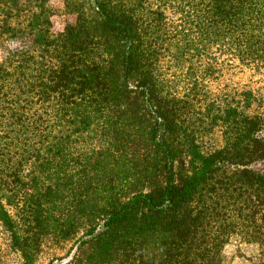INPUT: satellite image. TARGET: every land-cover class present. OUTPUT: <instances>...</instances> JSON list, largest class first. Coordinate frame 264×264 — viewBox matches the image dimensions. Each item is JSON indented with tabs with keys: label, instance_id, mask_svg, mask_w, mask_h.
<instances>
[{
	"label": "trees",
	"instance_id": "1",
	"mask_svg": "<svg viewBox=\"0 0 264 264\" xmlns=\"http://www.w3.org/2000/svg\"><path fill=\"white\" fill-rule=\"evenodd\" d=\"M60 1L53 32V0H0V225L22 264L67 243L49 264H231L234 236L264 264V111L222 80L264 73V0Z\"/></svg>",
	"mask_w": 264,
	"mask_h": 264
},
{
	"label": "rangeland",
	"instance_id": "2",
	"mask_svg": "<svg viewBox=\"0 0 264 264\" xmlns=\"http://www.w3.org/2000/svg\"><path fill=\"white\" fill-rule=\"evenodd\" d=\"M53 3L58 11H56L57 13L52 17V30L53 32H59L73 16L62 10L60 0H53ZM222 80L232 91L236 89H253L259 98L255 103V107L258 108V110L264 111V73L240 65L228 71ZM211 85L214 86V88H218V81L213 82ZM206 140L208 144L218 145L221 143L220 133L214 131ZM0 244L2 247L4 264H22L20 254L11 247L9 238L1 225ZM71 246L72 243L61 246L49 245L44 247L39 254L37 264H49L52 260L58 263L66 261ZM256 252V245L242 242L237 236H234L231 243L226 247L228 260L231 264H253L251 258Z\"/></svg>",
	"mask_w": 264,
	"mask_h": 264
}]
</instances>
